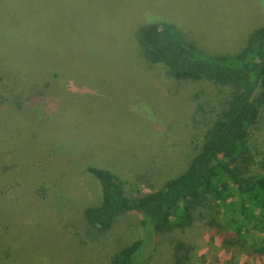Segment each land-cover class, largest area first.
<instances>
[{
  "label": "rangeland",
  "instance_id": "374dc122",
  "mask_svg": "<svg viewBox=\"0 0 264 264\" xmlns=\"http://www.w3.org/2000/svg\"><path fill=\"white\" fill-rule=\"evenodd\" d=\"M148 19L173 25L205 56L230 55L264 24V0H0V67L22 91L0 105V264H111L142 237V217L93 232L85 213L101 188L88 169L115 174L135 197L179 175L200 146L230 90L146 63L135 33ZM24 88L35 102H24ZM261 118L252 154L264 153ZM160 139L193 145L174 158L167 143L155 149ZM213 231L199 223L179 234L196 264H264L232 259ZM164 242L154 238L146 264H172Z\"/></svg>",
  "mask_w": 264,
  "mask_h": 264
},
{
  "label": "trees",
  "instance_id": "16d2710c",
  "mask_svg": "<svg viewBox=\"0 0 264 264\" xmlns=\"http://www.w3.org/2000/svg\"><path fill=\"white\" fill-rule=\"evenodd\" d=\"M21 23H13V41L19 38L16 34ZM135 40L145 62L161 66L168 78L205 81L230 91L209 119L200 146L187 157L185 169L160 189L130 197L115 174L88 169L101 188L99 204L85 213L93 232L107 234L125 215L142 217V237L116 251L111 264H146L145 250L155 237L164 239L172 264H196L194 247L178 236L199 223L214 230L232 259L264 261V153L258 147L255 154L251 152L256 145L254 130L264 112V24L249 33L242 48L230 55L205 56L194 43L185 41L177 28L160 20L148 19L137 29ZM7 63H12L7 68L18 65L17 60ZM0 68V105L8 106L6 102L17 93L16 100H20L22 94L10 87V82L16 85L17 77ZM23 92L27 94L24 102H35L39 95L32 88ZM163 143L174 158L187 154L193 145L191 140L181 147L178 141L160 139L155 149L162 151L166 147ZM153 153L146 154L156 156Z\"/></svg>",
  "mask_w": 264,
  "mask_h": 264
}]
</instances>
